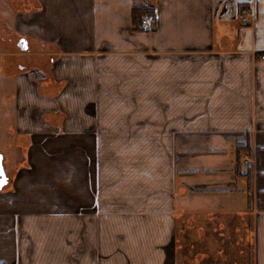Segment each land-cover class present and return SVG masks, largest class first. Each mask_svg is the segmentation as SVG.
Segmentation results:
<instances>
[{
  "label": "crops",
  "instance_id": "0c3cea01",
  "mask_svg": "<svg viewBox=\"0 0 264 264\" xmlns=\"http://www.w3.org/2000/svg\"><path fill=\"white\" fill-rule=\"evenodd\" d=\"M36 1L1 8L27 48L0 45L22 155L0 264H188L194 245L221 264L220 241L264 264V0H150L151 31L142 0Z\"/></svg>",
  "mask_w": 264,
  "mask_h": 264
},
{
  "label": "rangeland",
  "instance_id": "374dc122",
  "mask_svg": "<svg viewBox=\"0 0 264 264\" xmlns=\"http://www.w3.org/2000/svg\"><path fill=\"white\" fill-rule=\"evenodd\" d=\"M36 5H37L36 0H0V16H1V13H3L2 9L7 10L9 13L12 12L15 15L16 14L19 15V13H27L28 11L35 10ZM142 12H143V10H142ZM141 15H142V13H141ZM141 15H140V17H141ZM160 18H161V15H160ZM241 20H242V18H241ZM4 22L6 23V21H3L2 17H0V45L13 44V48H14L15 53H18V55H14V61L17 62L18 58H20L19 57L20 54L25 52V50L23 48H21L20 44L24 43V41H26V43H27V40H26L27 38L21 36V33H19L16 30L17 28H15L13 33L11 32L12 34L10 35L6 31V27H5L6 25ZM243 22H245V21H243ZM9 31H12V29ZM6 32L8 33V36H7ZM3 34L4 35L6 34V37H2ZM0 48H3V46H1ZM260 58H261V54H260ZM6 59L9 60V57H7ZM0 61H1V57H0ZM16 71H17V69H16ZM20 71H22V70L17 71V73H19ZM19 84L20 83H17V85H19ZM13 90H15V86H13ZM14 109L15 108H14L13 94L12 93L4 94V93L0 92V152L3 154V157H4L3 165H4L5 171L8 174V176L9 177L11 176L10 179H12L13 174L15 173V170L12 171L11 166H13L12 165L13 162L14 163L17 162V164H20L22 161V155H21V150L18 151L17 156L15 155L16 150L14 147L15 146L14 141H15V135L16 134L13 133L12 135H9L6 137L5 133L3 132V126L1 125V123L3 124L2 121H4V120L6 122H8V116H9V119H11V115H12ZM2 118H3V120H2ZM78 151H80L82 154L86 153V149L83 147H80L78 149ZM113 151L115 152V154H112L111 158H117L119 150H113ZM147 152H151V150H147ZM88 156H89V158H87V160H88V162H90L91 159H94V157H96V154L93 152L92 155H88ZM17 167L18 166H16V169H17ZM7 187L8 186H5L3 189H8ZM56 198H57L56 196L53 197L50 194L47 195L48 200L56 199ZM54 206H57V199L54 202ZM220 219H221L220 217L214 218V220H220ZM215 222H217V221H215ZM208 223L211 224V228H213L212 221H209ZM176 232H177L176 237L178 239V247H179L178 254L181 255V244L180 243L183 241L182 228H181V230L179 228V230H177ZM195 234L196 235L198 234L197 228L195 229ZM242 235H244V230L242 232L240 230H237V236H238L239 240L242 237ZM210 237H212V231H211ZM220 244H221V248H223L222 258L220 261L221 264H232L234 261H236L237 264H246V260L244 258L245 257V254H244L245 251L243 252V249L245 248L244 245H240V244L236 245V243H230V242H226V244H222V241H220ZM199 250L200 251L198 252V246L197 245H194L192 247L193 252L190 253V261L187 262L188 264H201V261H202V264H217V263H215V261H213L214 257H212L215 255L212 254V256H211L210 254H208L209 248L207 246H201L199 248ZM206 251H207V253L205 254L204 252H206ZM248 257H249V255H248ZM182 258H183V256L179 257V261H178L179 264H183ZM184 260H185V262H184V264H185L186 259H184ZM247 264H250L249 260H248Z\"/></svg>",
  "mask_w": 264,
  "mask_h": 264
},
{
  "label": "built area",
  "instance_id": "2783aa9c",
  "mask_svg": "<svg viewBox=\"0 0 264 264\" xmlns=\"http://www.w3.org/2000/svg\"><path fill=\"white\" fill-rule=\"evenodd\" d=\"M143 12L140 17L139 28L144 31H151L154 29L160 19L159 7L152 4L150 0H142L137 3ZM243 21H247L246 16H241ZM261 59L264 60V52L261 53Z\"/></svg>",
  "mask_w": 264,
  "mask_h": 264
},
{
  "label": "water",
  "instance_id": "95a60500",
  "mask_svg": "<svg viewBox=\"0 0 264 264\" xmlns=\"http://www.w3.org/2000/svg\"><path fill=\"white\" fill-rule=\"evenodd\" d=\"M21 48L26 49L27 43L24 41V43L20 44ZM6 180V183H5ZM8 175L5 171L4 165H3V154L0 152V191L8 184Z\"/></svg>",
  "mask_w": 264,
  "mask_h": 264
},
{
  "label": "flooded vegetation",
  "instance_id": "af4514ba",
  "mask_svg": "<svg viewBox=\"0 0 264 264\" xmlns=\"http://www.w3.org/2000/svg\"><path fill=\"white\" fill-rule=\"evenodd\" d=\"M8 175V174H7ZM8 180H9V176H8ZM9 182V181H8Z\"/></svg>",
  "mask_w": 264,
  "mask_h": 264
},
{
  "label": "snow or ice",
  "instance_id": "6c2138e0",
  "mask_svg": "<svg viewBox=\"0 0 264 264\" xmlns=\"http://www.w3.org/2000/svg\"><path fill=\"white\" fill-rule=\"evenodd\" d=\"M5 183H6V180H5Z\"/></svg>",
  "mask_w": 264,
  "mask_h": 264
},
{
  "label": "trees",
  "instance_id": "16d2710c",
  "mask_svg": "<svg viewBox=\"0 0 264 264\" xmlns=\"http://www.w3.org/2000/svg\"><path fill=\"white\" fill-rule=\"evenodd\" d=\"M141 12H142V10H141ZM141 15V14H140Z\"/></svg>",
  "mask_w": 264,
  "mask_h": 264
}]
</instances>
